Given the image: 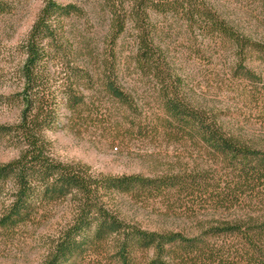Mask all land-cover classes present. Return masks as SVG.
<instances>
[{"label":"trees","instance_id":"16d2710c","mask_svg":"<svg viewBox=\"0 0 264 264\" xmlns=\"http://www.w3.org/2000/svg\"><path fill=\"white\" fill-rule=\"evenodd\" d=\"M97 1L111 17V42L128 26L133 31L132 60L161 85L165 128L181 131V141L201 143L222 165L224 175L209 190L206 174L94 177L84 167L51 159L43 138L57 120V97L45 94L48 62L65 44L63 20L80 8L79 0L65 4L41 0L21 47L19 123L0 126V136H11L19 144L17 157L0 165V184L11 182L13 189L1 226L14 227L30 220L38 209L71 201L72 218L41 264H89L92 258L96 264H264V148L244 143L226 131L217 113L202 107L186 76L181 71L180 79L176 73L155 21L173 18L181 22L191 55L206 45L223 46L233 54L231 75L239 80H258L245 62L250 54L264 61V39L248 35L213 0ZM261 3L264 9V0ZM9 10L7 0H0V13ZM73 76L76 84L79 78H89L83 68H77ZM116 80L105 75V91L126 103ZM72 84L62 92L70 111L82 102ZM174 188L210 212L192 222L150 229L127 220L118 209V200L125 198L135 203L158 198L165 206L164 215L177 218L173 209L180 200ZM183 210L181 220L193 219L198 211L193 207Z\"/></svg>","mask_w":264,"mask_h":264},{"label":"rangeland","instance_id":"374dc122","mask_svg":"<svg viewBox=\"0 0 264 264\" xmlns=\"http://www.w3.org/2000/svg\"><path fill=\"white\" fill-rule=\"evenodd\" d=\"M223 7L250 36L264 39V9L261 0H213ZM63 4L68 0H60ZM9 12L0 13V126H16L22 105L18 69L23 59L22 43L35 20L41 0H7ZM80 11L63 20L65 44L48 62L45 94L57 97V120L46 131V154L59 163L84 167L94 177H159L198 174L207 177L209 190L223 174L222 165L201 143L183 140L176 127L165 128L161 85L135 65L133 31L129 28L111 42V17L97 0H79ZM165 38L164 47L176 73L187 78L202 107H209L244 143L264 148V61L254 54L246 64L258 80H239L231 75L233 54L223 46H203L191 55L186 30L173 18L156 19ZM113 56V59L111 58ZM110 64V65H109ZM77 68L89 78L74 82ZM105 75L116 77V86L127 102L110 97L103 86ZM72 84L82 102L76 110L66 108L62 92ZM77 85L79 87L77 88ZM18 142L0 136V165L18 155ZM175 217L164 215L161 199L131 202L118 200L121 214L150 229L192 222L210 212L192 197L172 189ZM12 183L0 184V219L12 199ZM195 193L194 195H196ZM180 205V206H179ZM71 201H59L38 209L30 220L14 227L0 224V264H41L58 235L72 218ZM179 206V207H178ZM193 207L195 217L182 219L181 210ZM170 212V213H173ZM205 218V217H204ZM192 220V221H191ZM94 258L91 259L92 263ZM100 260V259H99ZM98 260V261H99ZM99 262H97L98 264Z\"/></svg>","mask_w":264,"mask_h":264}]
</instances>
